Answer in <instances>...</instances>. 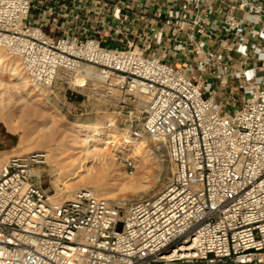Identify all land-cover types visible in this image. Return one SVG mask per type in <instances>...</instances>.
Returning <instances> with one entry per match:
<instances>
[{"label":"built area","instance_id":"2783aa9c","mask_svg":"<svg viewBox=\"0 0 264 264\" xmlns=\"http://www.w3.org/2000/svg\"><path fill=\"white\" fill-rule=\"evenodd\" d=\"M90 1L114 47L51 36L33 0H0V49L34 90L129 99L142 114L120 137L157 141L171 176L129 201H52L45 152L0 159V264H264V0Z\"/></svg>","mask_w":264,"mask_h":264},{"label":"rangeland","instance_id":"374dc122","mask_svg":"<svg viewBox=\"0 0 264 264\" xmlns=\"http://www.w3.org/2000/svg\"><path fill=\"white\" fill-rule=\"evenodd\" d=\"M1 52L5 64L8 67L17 64L19 71L26 78L19 58L9 55L4 50ZM0 77H9V69H1ZM28 90L33 93L29 104L23 102L17 92H13L11 97L6 95L3 102L0 100V103L7 105L4 110L0 105L2 109L0 114L8 116L12 127L10 129L4 121H0V159L4 161L12 155L45 152L46 163L36 170L40 174L38 183L49 196L62 193L61 187L63 188V184L66 183L69 185L68 188H71L70 192H64L58 200H68L78 190L90 189L113 202L129 201L158 193L166 186L171 176L172 165L165 148L152 138L141 139L147 144L145 152L147 169L143 168L139 158L129 161L131 150L123 149L122 146L111 149L119 160L108 159L109 162L106 164L87 156L81 148L74 146L84 137L77 130V125L98 123L106 136L112 131L121 138V133L126 131L125 125L130 119L131 111L134 112L133 116L142 114L134 109L129 99L125 107L115 106L104 103L97 97H89L87 91H73L67 84L61 82L56 84L51 94L34 90L29 83ZM143 108L145 107L139 109ZM80 165L85 168L83 167L78 176L64 179V173L73 171ZM119 169L123 172L121 176L123 179L117 182ZM92 172L98 175L99 183L88 182V175ZM128 172L131 174L127 175Z\"/></svg>","mask_w":264,"mask_h":264},{"label":"bare ground","instance_id":"6f19581e","mask_svg":"<svg viewBox=\"0 0 264 264\" xmlns=\"http://www.w3.org/2000/svg\"><path fill=\"white\" fill-rule=\"evenodd\" d=\"M1 50H3V49H0V70L3 68H8L9 69V77H7V78L0 77V94H1L0 100L3 102L5 100L4 97L6 95H9L11 97L13 92H17L22 97V101L28 103L29 100L32 98L33 93H32V91L28 90L27 79L19 71L17 64H15V66L11 65L10 67H8V65L5 64V60L3 59L4 55L1 52ZM15 58H16V56H15ZM90 73H92V70L87 67L83 70L82 74L87 75ZM15 80H18V81L15 82ZM82 81L83 80H78L77 83H80ZM72 84L74 85V84H76V82L73 81ZM81 90L87 91L90 96L97 94V92L92 87H89V86L84 87ZM0 105L3 108V110L5 109V107L7 108V105H5L4 103H0ZM142 105L144 107H148V105L146 103H143ZM0 110L2 111V109H0ZM7 117L0 114V121H4L7 124V126L10 129H12L10 122H9V119ZM77 130L79 131V133L83 134L84 137L81 139L80 143H77L74 146H75V148H81L82 149L81 151H84L85 152L84 154H86L87 156H90L95 160L102 161V162H104V164H106L109 162L108 159H111L113 161L119 160V157H116L117 155L115 153H113L111 149H112V147L119 148L122 146L123 149L131 150L130 157L128 159L129 161L139 158L142 161L143 168L147 169L148 163H146V154H145L147 144L145 141L140 140L138 142L133 141L132 143H128V141L124 140V138H118L119 136H117V134H115V132H112V131L109 135L106 136L104 133V130L102 129V126L98 123H93V124H89V125H77ZM83 167H84L83 165H80V166L76 167L73 171H69V172L64 173V175H65L64 179L66 180L70 176H72V177L78 176V173L83 169ZM93 172L90 175H88V182L89 183H99L98 175L96 173L93 174ZM130 174H131L130 172L127 173V175H130ZM118 175H119V178H118L117 182H119L120 180L123 179V178H121V176L123 175V172L121 169L118 170ZM66 185H67V188H65ZM68 187H69L68 184H66V183L63 184V188L61 187L62 193H60L58 195L55 194L53 196H49L50 200L57 201L58 197L61 196L64 192H66V191L70 192L71 188H68ZM87 187L92 188L91 186H87ZM58 192H60V191H58ZM104 193H105V191H104Z\"/></svg>","mask_w":264,"mask_h":264},{"label":"crops","instance_id":"0c3cea01","mask_svg":"<svg viewBox=\"0 0 264 264\" xmlns=\"http://www.w3.org/2000/svg\"><path fill=\"white\" fill-rule=\"evenodd\" d=\"M33 20L40 23L51 36L74 35L78 37H96L104 46L114 47L110 36L103 35L98 6L90 0H33ZM61 3L70 6L67 14ZM55 13L50 15L48 9ZM75 14L80 17L76 18ZM109 35V34H108Z\"/></svg>","mask_w":264,"mask_h":264}]
</instances>
